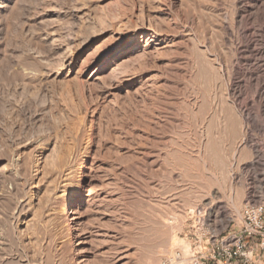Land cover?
<instances>
[{
  "label": "rangeland",
  "instance_id": "rangeland-1",
  "mask_svg": "<svg viewBox=\"0 0 264 264\" xmlns=\"http://www.w3.org/2000/svg\"><path fill=\"white\" fill-rule=\"evenodd\" d=\"M235 8L0 2V264H159L199 243L209 256L210 232L221 240L230 216L264 201V178H233L254 157L241 140L248 133L264 175V106L256 113L253 101L243 115L229 94L234 37L225 25L234 33ZM242 83L252 100L254 82ZM79 179L86 188L67 224L60 208ZM197 207L218 216L210 230L194 226Z\"/></svg>",
  "mask_w": 264,
  "mask_h": 264
},
{
  "label": "bare ground",
  "instance_id": "bare-ground-1",
  "mask_svg": "<svg viewBox=\"0 0 264 264\" xmlns=\"http://www.w3.org/2000/svg\"><path fill=\"white\" fill-rule=\"evenodd\" d=\"M2 1L3 0H0V2ZM235 2L236 8L233 18L235 19L234 22L236 26L234 25L235 31L232 29L234 33H231L229 27H227L228 25H225L226 32L229 34L228 36L234 37V41H231L233 43V45L232 43L231 45L233 46L232 51H234V57L233 59H231L230 65H228L230 68L229 94L231 95L233 102L237 104L239 111L243 115H251L254 109V105H258L257 111H255L256 113L258 111H261L260 108L264 106V0H235ZM260 10L261 13L259 12ZM259 13L260 17L263 18V22L259 24L258 27H254L253 29H250L251 27L248 28L246 25V21H249L251 16L253 17V15L255 16ZM115 54H117V52H115L112 56H114ZM251 60L253 61L254 67L252 68V70L246 71L245 69H243V66L246 63H249ZM247 78L254 82V98L252 100H249L248 96H244V83H242V80H245ZM253 101H256L257 104H254ZM252 103L254 105H252ZM252 122L254 123V120ZM241 140L242 142H244V144H246L252 154H254V157H252L243 166L244 174H233V178L237 180L244 179L247 182V185H250V183L255 182L256 180H263L264 175L262 176L258 174L255 170L257 167L263 166V160L260 155L259 143L254 135H252L251 133L245 134ZM85 188V182L82 181V179H79L75 183L74 191L70 193L64 204H60V216L67 219V224L72 223L73 218L71 216V213L73 212L76 204L82 201L81 197L83 196V191ZM247 190L249 191V193L252 191H257L251 188H248ZM259 190L260 191H258V194H262V189ZM255 192L253 194L251 193V198L252 196H256ZM260 197L259 199H261ZM249 200L252 199L249 198ZM215 207L218 213H224V218L227 219L228 215L225 207L221 205ZM212 217L213 216L211 215L209 220L218 218L217 215H215L214 218Z\"/></svg>",
  "mask_w": 264,
  "mask_h": 264
},
{
  "label": "built area",
  "instance_id": "built-area-1",
  "mask_svg": "<svg viewBox=\"0 0 264 264\" xmlns=\"http://www.w3.org/2000/svg\"><path fill=\"white\" fill-rule=\"evenodd\" d=\"M192 216L194 226L207 224L208 230L217 221L216 218L209 220L211 215L206 214L202 207H197ZM229 223L233 227L232 232L221 240L210 232L206 241L209 243L212 240L209 256L205 255L202 243H199L188 257L176 249L162 256L159 264H257L253 257L255 249L259 253L258 258H264V201L246 202L238 216L229 217Z\"/></svg>",
  "mask_w": 264,
  "mask_h": 264
}]
</instances>
